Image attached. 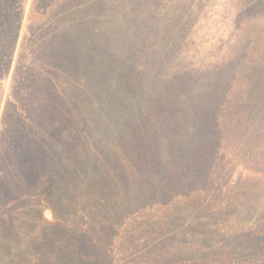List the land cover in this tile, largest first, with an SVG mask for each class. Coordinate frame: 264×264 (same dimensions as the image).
<instances>
[{
    "label": "trees",
    "instance_id": "16d2710c",
    "mask_svg": "<svg viewBox=\"0 0 264 264\" xmlns=\"http://www.w3.org/2000/svg\"><path fill=\"white\" fill-rule=\"evenodd\" d=\"M26 3L27 0H0V76L13 60ZM200 3L201 0L41 1V13L34 26L44 35L42 44L49 56L45 67L49 68L53 94L50 107L59 116L60 126L46 134L47 143L34 145L32 131L31 135L24 134L23 125H19L30 123L28 112L21 110L15 100L7 102L5 111L11 114L2 124L9 128L5 135L11 150L0 168V264H86L82 258L85 251L92 257L91 251L108 244L103 239L116 217L125 211L122 208L140 203L136 197L128 200L140 182L138 176L147 175L148 181L155 184L148 172L153 157L159 169L165 168L164 178L159 179L166 181L171 173L189 167V159L175 165L181 157L198 154L208 142L198 140L200 145L192 152L182 153L196 143L187 147L191 140L184 142L186 137L181 135L188 114L205 116L204 125L209 131L214 126L220 128L223 116H218L223 99H219L216 89L206 85L194 97L200 100L194 108L193 98L187 93L190 88L178 84L174 79L177 75L161 83L156 71L157 51L150 49L168 47L187 37L201 10ZM255 15L259 19L256 28L243 32L232 55L243 59L251 55L254 59L241 66L243 80L232 92L236 99L227 106L223 129L241 140L244 147L240 146V154L264 135V10L252 14L253 19ZM144 46L147 51H142ZM183 86L186 92L179 96ZM35 152L43 158L36 180L29 174L32 165L30 156H26ZM167 159H172L168 162L171 166L161 164ZM263 170L264 165L253 170L261 175L262 182ZM138 171L140 174H136ZM252 182L250 189L256 181ZM168 184L161 182L156 188L166 189ZM237 187L243 186H236L234 181L231 189ZM208 188L214 189L204 207H215L220 191L214 192L215 185L211 183ZM257 189V200L262 198L249 223L251 227L257 225L259 236L264 233V183ZM236 207V213L245 209L242 203L236 202ZM82 242L86 249L80 248ZM258 245L257 257L264 249L262 243ZM242 253L240 250L238 254ZM255 259L241 264H252ZM254 264H264V257Z\"/></svg>",
    "mask_w": 264,
    "mask_h": 264
},
{
    "label": "rangeland",
    "instance_id": "374dc122",
    "mask_svg": "<svg viewBox=\"0 0 264 264\" xmlns=\"http://www.w3.org/2000/svg\"><path fill=\"white\" fill-rule=\"evenodd\" d=\"M41 1L45 0H27L13 60L0 76L1 169L4 156L11 150L8 135H5L9 128L2 124L8 122L7 115L11 114L5 111L9 100L17 101L21 110L28 112L30 123L19 125H23L21 129L24 134L31 135L32 131L31 140L34 145L47 143L49 138L46 134L60 126L59 116L50 107L53 94L50 91L49 68L45 67L49 64V56L42 44L44 35L41 36L38 27L34 26L38 20L37 15L41 13ZM200 5L201 10L197 12L187 37L176 44H168L169 48L157 46L150 49L157 51L156 71L161 83L165 81L164 78L177 75L174 79L179 81L178 84L190 88L187 93L193 98L194 108L200 103L194 97L206 85L207 88L216 89L219 99H223V108L219 109L221 114L218 116H223L222 124L220 128L214 126L209 131L207 125H204L205 116L203 118L196 112L188 114L181 133L186 137L184 142L191 140L187 147L198 140L207 139L208 142L200 148L198 154L193 152L181 157L180 163L175 165L180 166L186 163L185 159H189L188 169L171 173L166 181H160L159 178H164L166 171L164 167L159 169L154 157L148 172L153 175L155 184L148 181L149 176L138 171L136 174H140V182L128 200L134 201L136 197L140 203L130 209L122 208L125 211L116 217L110 226V233H106L103 239L108 244L98 250L94 249L93 253L91 251L92 257L85 251L82 258L86 264H241L247 262L246 259L256 258L251 262L254 264L264 257V249H261L263 251L257 257L259 242L264 245V233L256 235L259 228H256L257 225L251 227L249 223L262 198L257 200L256 196L257 186L264 183L263 178L253 170L264 165V161L259 160V157L264 159V135L254 146H248L247 151L240 154V146L244 147L241 140L234 139L233 132H223L227 106L236 99L232 92L243 80L241 66L254 59L251 55L247 56L251 59L232 58V55L238 49V41L243 32L256 28L259 19L256 15L253 19L251 15L264 10V0H201ZM31 17H34V22ZM142 51H147L146 46L142 47ZM184 86L178 91L179 96L186 92ZM223 87L226 91H223ZM228 97H231L230 100ZM176 140L179 143L180 138ZM197 144L182 153L190 152ZM26 156H30L32 165L29 174H33V179L37 178L43 158L38 157L37 152ZM195 156L197 160L192 159ZM169 161L172 159L161 164L169 165ZM234 181L236 186L243 187L231 189ZM252 181L256 182L250 189ZM161 182H169V187L157 189L156 185ZM209 183L215 185L214 192L220 191L218 204L211 208L204 207L214 189L208 188ZM233 201L235 205L232 207ZM236 202L244 204L245 209L234 212L238 209ZM225 205L229 208H223ZM44 214L49 216L46 212ZM80 248L86 249L85 243L82 242ZM240 250L242 254H238Z\"/></svg>",
    "mask_w": 264,
    "mask_h": 264
}]
</instances>
